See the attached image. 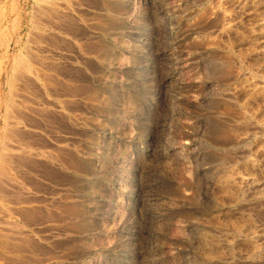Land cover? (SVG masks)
<instances>
[{
  "label": "rangeland",
  "instance_id": "obj_1",
  "mask_svg": "<svg viewBox=\"0 0 264 264\" xmlns=\"http://www.w3.org/2000/svg\"><path fill=\"white\" fill-rule=\"evenodd\" d=\"M11 1L0 264H264V0Z\"/></svg>",
  "mask_w": 264,
  "mask_h": 264
},
{
  "label": "bare ground",
  "instance_id": "obj_2",
  "mask_svg": "<svg viewBox=\"0 0 264 264\" xmlns=\"http://www.w3.org/2000/svg\"><path fill=\"white\" fill-rule=\"evenodd\" d=\"M34 2H37V4H47V5H51V4H53L54 3V0H34ZM3 4L5 3V2H2ZM2 3H0V4H2ZM9 3H10V1H9ZM13 2L11 1V4H9L10 5V7H8L9 8V10H11V12L12 11H14V9L16 8V6L14 7V3L12 4ZM6 4H8L7 2H6ZM57 4V3H56ZM8 5V6H9ZM31 5H32V3H31ZM7 7H6V9H8ZM6 9H5V6H2L1 7V5H0V40L2 41V39L3 38H5L4 39V41H5V51H6V49H7V47L9 46V41L7 40V39H9V35H7V33L6 32H8L7 31V29H9V28H7L8 27V25L6 26L5 25V22H6V20H9L10 19V28H11V32H12V34H14V30L16 29V27H17V20H16V18H17V16L16 15H14V14H17V13H14V12H12V14L14 15V17L13 18H8V19H6V15H7V13L8 12H6ZM17 10V9H16ZM15 10V11H16ZM10 12V13H11ZM8 15H10V14H8ZM26 15V14H25ZM33 16V15H32ZM25 17V16H24ZM19 23V22H18ZM8 24H9V22H8ZM55 26V25H54ZM31 28H32V26H30ZM34 27V26H33ZM17 30H18V28H17ZM6 31V32H5ZM10 34V33H9ZM12 37H14L13 38V43H12V45L14 44V46H16V44H19L18 43V41H17V39H15V37H17V36H14V35H12ZM10 38H11V36H10ZM26 39V38H25ZM18 40H20V39H18ZM27 41V40H26ZM20 42V41H19ZM29 42V41H28ZM4 43L2 42V44L1 45H3ZM1 47V46H0ZM19 47H21V46H19ZM13 48V47H12ZM18 49V48H17ZM21 49V48H20ZM20 49L18 50V51H20ZM21 50H23V49H21ZM17 51V50H16ZM22 52V51H21ZM6 53V52H5ZM18 53H20V52H17V54ZM8 54H11V53H8ZM14 54H16V53H14ZM3 56V55H2ZM11 56V55H10ZM18 56V55H17ZM13 57V58H11L10 59V57L8 56V58L10 59L9 61H7V62H10L9 63V66H12V73H11V76L12 77H14L15 76V74L18 72L19 73V67H20V65L22 64V65H24L25 63L24 62H22L23 61V58L22 57ZM23 56V55H22ZM12 57V56H11ZM4 58H6V56L4 57ZM8 58H6V59H8ZM22 58V59H21ZM2 60H4L3 58H2ZM0 61H1V59H0ZM2 62V61H1ZM4 62V61H3ZM6 62V63H7ZM20 62H22L21 64H20ZM1 64V63H0ZM3 64V63H2ZM7 65V64H6ZM1 67V66H0ZM4 67V66H3ZM23 68H25L27 71H31V67H29L27 64L25 65V66H22ZM10 68V67H9ZM6 69V68H5ZM0 70H2V68H0ZM6 71V70H5ZM5 71H3L4 72V74H5ZM9 71V70H8ZM7 71V72H8ZM3 72H1V73H3ZM32 72V71H31ZM37 72V71H36ZM36 72H34L33 74H34V76H36V79H38V75H37V73ZM0 73V74H1ZM10 73V72H9ZM8 73V74H9ZM3 74V75H4ZM2 75V76H3ZM1 76V75H0ZM6 76V75H5ZM10 76V75H9ZM8 76V77H9ZM10 76V77H11ZM17 77V75L15 76V78ZM3 78V77H2ZM1 78V79H2ZM18 78V77H17ZM11 79L12 78H10V81H11ZM5 80H6V78H5ZM5 80H4V83H5ZM8 80V79H7ZM6 80V81H7ZM39 80V79H38ZM7 83H9V80H8V82ZM6 83V84H7ZM14 83V82H13ZM8 85V84H7ZM3 86V85H2ZM8 87H9V85H8ZM12 87V86H11ZM1 89V88H0ZM9 89V88H8ZM10 90H12V89H10ZM1 91H3L2 89H1ZM13 92H14V90H13ZM8 95H10V92L8 93ZM20 95V94H19ZM9 98V97H8ZM11 98V97H10ZM9 98V99H10ZM5 99V98H4ZM2 102H3V100H1ZM7 101V100H6ZM11 101V100H10ZM9 102V101H8ZM12 102V101H11ZM5 103V102H4ZM16 104V103H15ZM14 104V105H15ZM1 105V104H0ZM6 106H7V103L5 104ZM0 108H1V106H0ZM9 108V107H8ZM6 110H7V108H6ZM1 112V111H0ZM7 112V111H6ZM6 112L5 113H3V125H0L1 126V128H2V130L4 131V128H5V126H6ZM13 112H15V111H13ZM2 113V112H1ZM8 114V113H7ZM12 120V119H11ZM25 121V120H24ZM9 122V121H8ZM1 123V122H0ZM19 123V122H18ZM0 132H2V131H0ZM19 133V132H18ZM6 134V133H5ZM10 134V133H9ZM2 138V137H1ZM1 138H0V140H1ZM4 139V138H3ZM0 143H1V141H0ZM5 143H7V141L6 142H2L1 144V147H0V168L1 169H3L2 167L4 166V164H6L5 162H6V159H7V157H8V155H7V151L8 150H10V148L5 144ZM7 160H9V159H7ZM8 162V161H7ZM7 166V165H6ZM5 166V167H6ZM4 170V169H3ZM2 205V204H1Z\"/></svg>",
  "mask_w": 264,
  "mask_h": 264
}]
</instances>
